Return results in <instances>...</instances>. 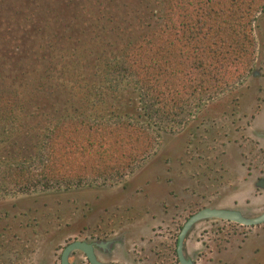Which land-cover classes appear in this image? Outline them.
<instances>
[{"label":"trees","instance_id":"1","mask_svg":"<svg viewBox=\"0 0 264 264\" xmlns=\"http://www.w3.org/2000/svg\"><path fill=\"white\" fill-rule=\"evenodd\" d=\"M263 10L264 0H0V195L122 180L251 73Z\"/></svg>","mask_w":264,"mask_h":264},{"label":"rangeland","instance_id":"2","mask_svg":"<svg viewBox=\"0 0 264 264\" xmlns=\"http://www.w3.org/2000/svg\"><path fill=\"white\" fill-rule=\"evenodd\" d=\"M256 42L260 63L259 32ZM256 100L264 103V77L248 76L232 94L196 113L186 128L164 133L155 152L114 184L0 195V264H60L65 244L95 240L111 230L119 244L111 254L98 252L101 260L177 264L172 253L176 236L200 206L260 214L264 191L254 182L264 177V130L250 128L254 110L247 109ZM254 124L264 127V109ZM173 177L188 188V209L181 210L175 195L168 194L174 184L166 179ZM186 251L196 264H264V224L199 222ZM72 261L87 264L80 252Z\"/></svg>","mask_w":264,"mask_h":264},{"label":"water","instance_id":"3","mask_svg":"<svg viewBox=\"0 0 264 264\" xmlns=\"http://www.w3.org/2000/svg\"><path fill=\"white\" fill-rule=\"evenodd\" d=\"M208 218L230 220L242 225L254 226L264 223V211L255 217H247L242 211L237 209L205 207L199 210L185 221L177 236L176 252L180 264H194V261L191 258L185 257L183 254L184 239L195 223ZM117 242H119L118 237L108 240L72 241L62 250L61 264H71L69 256L74 250L82 251L91 264H120L100 261L95 253V250H99L110 254Z\"/></svg>","mask_w":264,"mask_h":264},{"label":"flooded vegetation","instance_id":"4","mask_svg":"<svg viewBox=\"0 0 264 264\" xmlns=\"http://www.w3.org/2000/svg\"><path fill=\"white\" fill-rule=\"evenodd\" d=\"M258 20H257V22L255 23V38H256V35H257V32H259V34L262 36V39H263V42H262V46H263V52H262V60L260 61V63H258L257 62V57H256V54H255V59H254V64H253V69H252V71H251V73L248 75V76H250V77H252V78H254V79H259V78H263L264 77V10L263 11H261L259 14H258ZM256 46H257V42H256ZM247 76V77H248ZM246 77V78H247ZM258 92H260V91H258ZM258 99V98H257ZM259 100V99H258ZM258 100H256L257 101V103H256V105H255V107H253V105H251V106H248L247 107V109L248 110H251V111H253L254 110V113L253 114H251V121H250V128L255 132V133H257L256 131H258V130H264V127H256V125L254 124V121H255V119H256V117L259 115V113H260V111H262V109H264V103L261 101V102H259L258 103ZM235 107L237 106V105H234ZM234 110H236V109H234ZM203 123V122H202ZM259 132H261V131H259ZM262 134V133H261ZM260 134V135H261ZM258 135V134H257ZM190 142L191 141H188V143L190 144ZM242 172H240V174H241ZM180 174V172L178 171V175ZM237 174H239V171H237ZM167 180V182H169L170 184L172 183V185H173V190L172 191H169L168 192V194H173V195H175V198H177L178 199V207L181 209V210H183V209H186V207H187V209H188V207H190V206H188L189 204H187V199H186V195H187V190H188V188L187 187H182V181L181 182H179V181H177L178 179L176 178V177H173V179H169V178H167L166 179ZM114 184V183H113ZM262 184V185H261ZM264 177H258L257 179H256V181L254 182V186L256 187V188H258V189H262L263 191H264ZM185 185V184H184ZM205 207H215V208H229V209H237V210H240L239 208H233V207H219V206H200L197 210H195L194 212H192L188 217H187V219L190 217V216H192L193 214H195L196 212H198L199 210H201V209H203V208H205ZM241 211V210H240ZM264 211V210H263ZM262 211V212H263ZM245 215V214H244ZM259 215V214H258ZM257 216V215H256ZM247 217H249V216H247ZM252 217H255V216H252ZM186 219V220H187ZM185 220V221H186ZM208 220H216V221H220V222H224V223H229V224H235V225H241V226H246V225H242V224H239V223H236V222H234V221H230V220H224V219H218V218H208V219H204V220H201V221H199V222H202V221H208ZM185 221H184V223H185ZM199 222H197V223H195L194 225H193V227L188 231V233H187V235H186V237H185V239H184V245H183V254H184V256L185 257H188V258H191L193 261H194V259L191 257V256H189V254L187 253V251H186V241H187V239H188V237L190 236V234H191V232L194 230V228L196 227V225L199 223ZM183 223V224H184ZM183 224L181 225V227H180V229H179V232H180V230H181V228H182V226H183ZM262 224H264V223H262ZM259 225H261V224H259ZM254 226H257V225H254ZM179 232H178V234H179ZM115 231L114 230H111L110 232H107V233H105L104 235L105 236H103V237H97V238H95V240H108V239H111V238H117L118 236H115ZM178 234H177V236H178ZM114 235V236H113ZM110 236H112V237H110ZM177 236H176V239H175V242H174V245H173V249H172V253H173V256L175 257V260H176V262H177V264H180V262H179V259H178V256H177V252H176V244H177ZM100 238V239H99ZM75 240H79V239H75ZM75 240H72V241H75ZM72 241H70V242H72ZM70 242H68L67 244H69ZM67 244H65L64 245V247L67 245ZM119 244V242H117L116 244H115V246H114V248H113V250L111 251V253L112 252H114L115 251V247H117V245ZM63 247V248H64ZM63 248H62V250H63ZM62 250H61V253H62ZM76 252H80L81 253V255H82V257L86 260V263L87 264H91L90 262H89V260L87 259V257L85 256V254L82 252V251H80V250H74V251H72L71 252V254H70V256H69V261H70V263L71 264H74V262L72 261V257H73V255L76 253ZM98 252H101V251H99V250H95V253H96V256H97V258L100 260V261H103V262H115V263H120V264H124L123 262H121V261H104V260H101L100 258H99V256H98ZM61 253H60V257H59V260H60V264H61ZM102 253H104V252H102ZM110 253V254H111ZM105 254H109V253H105ZM194 264H196L195 263V261H194Z\"/></svg>","mask_w":264,"mask_h":264}]
</instances>
